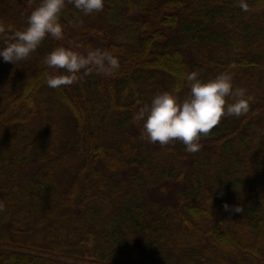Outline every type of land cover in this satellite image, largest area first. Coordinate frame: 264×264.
<instances>
[{
	"label": "trees",
	"instance_id": "16d2710c",
	"mask_svg": "<svg viewBox=\"0 0 264 264\" xmlns=\"http://www.w3.org/2000/svg\"><path fill=\"white\" fill-rule=\"evenodd\" d=\"M243 2L104 0L86 15L65 0L63 39L0 58V264H264V0ZM39 3L0 0V21L22 30ZM58 47L120 67L50 88ZM193 71L231 72L249 111L196 152L150 142L139 110L185 99Z\"/></svg>",
	"mask_w": 264,
	"mask_h": 264
},
{
	"label": "clouds",
	"instance_id": "9594fccd",
	"mask_svg": "<svg viewBox=\"0 0 264 264\" xmlns=\"http://www.w3.org/2000/svg\"><path fill=\"white\" fill-rule=\"evenodd\" d=\"M84 14L103 10L104 0H68ZM247 11V4L239 5ZM65 0H40L27 17V25L22 30L12 24L0 21V58L5 62L16 63L34 52L48 35L60 40L64 37V25L60 21ZM48 68L57 74L48 75L46 83L50 88L74 83L82 72L95 70L111 74L120 67L117 56L99 50L86 55L70 48L58 47L44 59ZM234 67V66H233ZM60 70H63L61 72ZM190 86L188 96L181 100L172 91L155 95L150 104L141 108L136 119L143 121V133L152 143L167 146L175 140L181 141L187 152H196L201 145L202 135H207L223 116H240L249 111L253 97L244 88H236L231 72L219 73L215 78L203 80L200 73L193 71L184 77ZM231 98V102L230 101ZM225 204V209H228ZM3 205L0 204V210ZM235 211H242L237 207Z\"/></svg>",
	"mask_w": 264,
	"mask_h": 264
}]
</instances>
